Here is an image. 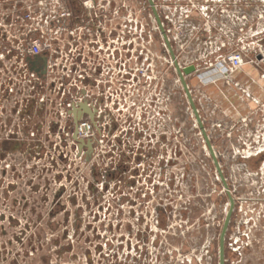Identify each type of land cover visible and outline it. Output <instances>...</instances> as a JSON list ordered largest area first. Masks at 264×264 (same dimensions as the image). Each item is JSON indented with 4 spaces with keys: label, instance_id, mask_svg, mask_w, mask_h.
<instances>
[{
    "label": "rangeland",
    "instance_id": "rangeland-1",
    "mask_svg": "<svg viewBox=\"0 0 264 264\" xmlns=\"http://www.w3.org/2000/svg\"><path fill=\"white\" fill-rule=\"evenodd\" d=\"M201 1L199 7L196 0H157L180 61L199 70L188 81L224 175L235 195L247 199L233 218L227 264H264V159L258 162L264 149V107L251 118H234L217 90L220 83L230 86L231 73L223 76L222 66L227 53L264 44V0H237L225 13L222 0ZM118 4L119 16L114 12L113 19L121 47L134 44V70L143 78L137 76L141 91L133 101L129 71L118 74L123 90H130L115 111L118 134L124 133L126 142L114 148L117 142L111 138L104 156L88 165L83 159V185L64 182V194L59 185L32 189L34 177L43 184L50 173L40 177L29 168H21L23 173L3 170L0 160V264H219L228 207L221 178L148 3ZM58 5L80 6L74 16L82 15V6L86 10L74 0H58ZM7 161L20 168L17 156ZM57 190L62 199L56 198ZM45 197L48 201L42 202ZM52 200L58 202L52 205ZM12 216L20 220L12 224ZM248 220V228L262 229L263 237L251 236L254 246L245 256L239 246Z\"/></svg>",
    "mask_w": 264,
    "mask_h": 264
},
{
    "label": "built area",
    "instance_id": "built-area-1",
    "mask_svg": "<svg viewBox=\"0 0 264 264\" xmlns=\"http://www.w3.org/2000/svg\"><path fill=\"white\" fill-rule=\"evenodd\" d=\"M233 3L238 1L230 0ZM221 7V12L230 8ZM76 9L62 7L58 0H0V160L5 162L3 170L23 173L21 168H29L40 177L41 172L50 173L51 180L45 179L43 184L34 177L31 187L35 192L59 185L64 186V194L68 187L64 182L81 188L87 169L81 168L83 159L88 165L94 157L104 156L113 138L101 132L97 119L82 111L83 83L88 75L84 67L83 19L73 15ZM254 45L251 50L243 45L227 53L222 59L225 73L253 64L264 78V44ZM131 83L134 101L139 99L141 89L138 83ZM123 88L120 100L126 91L130 93ZM110 104L106 102L105 106L112 109ZM80 110L81 118L76 120L75 113ZM13 156L19 159L20 168L7 161ZM105 166L110 167L107 163ZM56 192V198L62 199L61 192ZM68 195H72L71 189ZM57 202L52 200L51 204Z\"/></svg>",
    "mask_w": 264,
    "mask_h": 264
},
{
    "label": "flooded vegetation",
    "instance_id": "flooded-vegetation-1",
    "mask_svg": "<svg viewBox=\"0 0 264 264\" xmlns=\"http://www.w3.org/2000/svg\"><path fill=\"white\" fill-rule=\"evenodd\" d=\"M88 2H90L91 5H88ZM146 2L148 3V9L151 11L153 19L160 32V36L165 46V52L169 56L173 69L178 77L180 88L182 91H184L180 78H179L178 71L173 62L171 52L168 48L165 35L169 38L173 52L176 56L177 61L180 64L181 69H183L184 67L191 66V65H194L196 67V69L193 72L189 73L188 76L186 74L188 84H189V81H188L189 77L199 70L195 64L183 65L182 61H180L181 59L177 55L176 50L173 46L171 37L169 35V31L166 26V22L163 20L160 14L159 3L157 2V0H153L155 9L151 5L150 0H146ZM201 2H202L201 0H196L197 6L200 7ZM83 3L86 8L85 12H83V6L81 10L82 12L81 16L83 18V49H84L83 52H85L84 67L88 75L84 79V83H83L84 84V89H83V99H84L83 102L84 103L83 104L87 105L89 109L92 112H94L95 119L98 120L101 126V132L102 133L106 132L108 136L110 135L111 137L115 138L114 142H117V144H115L113 147L117 148V146L121 145V143L126 142V138L124 139L125 136L123 135L124 133H121V135L118 134L119 129H120V122H119L118 114H116L118 112H115V111H119L118 110L119 108H117V101L119 97L121 96L120 91L122 90V86L124 84V83H121V79H120L121 76L118 74H121V71H124V68H125L127 71H129L127 72L128 74L127 81L136 82L137 76L140 79L142 78L140 75H138L136 70H134L135 59H136L135 58L136 48L134 44H130L127 50L125 49V47H121V44H124V43L120 42V34L118 32V26L117 24L116 26L114 25V19H113L114 12L115 14H117V16H119L120 5L118 4V0H85V1L83 0ZM223 5L224 7L226 6L230 7L231 5L230 0H228V2L227 0H223ZM75 8H79V7H75ZM156 13L158 16L156 15ZM110 15H111V18H110ZM110 19L112 20L110 21ZM130 69H133L134 72H130ZM225 75L226 73L224 72L223 76ZM189 87L191 89L190 84H189ZM192 94H193V91H192ZM106 102L111 103L110 105L113 108L112 109L107 108V106H105ZM127 135H129V133ZM261 159H264V149L261 150V154L258 159L259 163H261ZM225 179L229 186L231 196L234 199V207L231 213L230 222H229L228 229H227L226 236H225V260H226L225 263L227 264V261L229 260L226 256L227 238L229 237V240L232 238V236L230 235L232 233L233 218H234L237 208L239 207V203L247 199L238 198L235 195V192L233 191L231 187L232 185L229 182V179H230L229 176H225ZM223 191L228 197V207H227L225 217L223 220L225 221V218L231 207V198H230V195L227 193V190L225 189L224 185H223ZM46 200L47 199H44L43 201H46ZM19 220L20 219H18L17 217H12V219H10V223L12 224L16 223ZM244 223L245 224L248 223V226L243 231V235H242L243 239H242V243L240 244L239 248L242 249L243 253L241 252V254L247 256V254H249V251L254 246V241L251 238V236L257 237L258 235L260 237H263V232H262V229L259 230L257 229V227H256V230L249 229L248 228L250 226L249 220L244 221ZM223 225H224V222L222 224V227ZM236 242L237 241H235V243ZM259 243L262 244L263 241L261 240V242ZM259 243L257 242L256 245L259 246ZM228 244H230V241H228ZM237 250L238 249H234V251H237Z\"/></svg>",
    "mask_w": 264,
    "mask_h": 264
},
{
    "label": "crops",
    "instance_id": "crops-1",
    "mask_svg": "<svg viewBox=\"0 0 264 264\" xmlns=\"http://www.w3.org/2000/svg\"><path fill=\"white\" fill-rule=\"evenodd\" d=\"M260 68L253 64L244 65L229 75L227 83H220V97L223 108L232 117L250 116L257 108L264 107V78L260 76ZM219 84V83H218Z\"/></svg>",
    "mask_w": 264,
    "mask_h": 264
},
{
    "label": "water",
    "instance_id": "water-1",
    "mask_svg": "<svg viewBox=\"0 0 264 264\" xmlns=\"http://www.w3.org/2000/svg\"><path fill=\"white\" fill-rule=\"evenodd\" d=\"M151 2V5L154 7L155 9V6H154V2L153 0H150ZM156 12V11H155ZM157 15V13H156ZM158 16V15H157ZM165 38H166V41H167V44H168V48L171 52V55H172V58H173V62L176 66V69L178 71V74H179V78H180V81H181V84L183 86V89L185 91V94H186V97H187V100L189 102V105L193 111V114L195 116V119L197 121V124H198V127L200 128V131H201V134L203 136V138L205 139V143L207 145V148H208V151L213 159V162L215 164V167H216V170L218 172V175L219 177L221 178V181L225 187V189L227 190V193L230 195V198H231V207H230V210L225 218V221H224V225L222 227V230H221V233H220V236H219V264H226V260H225V236H226V232H227V229H228V225H229V222H230V217H231V213L233 211V207H234V199L233 197L231 196V193H230V190H229V186L227 184V181L225 179V176L223 174V169H222V166H221V163L218 159V156H217V153L215 151V148H214V145L212 144L211 142V139L209 137V134L207 133V129L204 125V121H203V118L200 114V111H199V108L194 100V97H193V94H192V91L189 87V84L187 82V78H186V74H189L191 72H193L196 67L194 65H191V66H188V67H184L183 69H181L180 67V64L179 62L177 61L176 59V56L173 52V49H172V46L170 44V41H169V38L165 35ZM44 62V66L42 68V72L44 73L45 72V65H46V59L43 60ZM83 108H82V111L83 113H89L91 115V117L93 118V120H95V115H94V112H92L89 107L85 104H82L81 105ZM82 111H76L75 113V116H76V120H79L81 118V115H82ZM91 143L89 144V147H91Z\"/></svg>",
    "mask_w": 264,
    "mask_h": 264
},
{
    "label": "bare ground",
    "instance_id": "bare-ground-1",
    "mask_svg": "<svg viewBox=\"0 0 264 264\" xmlns=\"http://www.w3.org/2000/svg\"><path fill=\"white\" fill-rule=\"evenodd\" d=\"M187 76H188V74H187ZM210 137V136H209ZM204 141H205V139H204Z\"/></svg>",
    "mask_w": 264,
    "mask_h": 264
}]
</instances>
